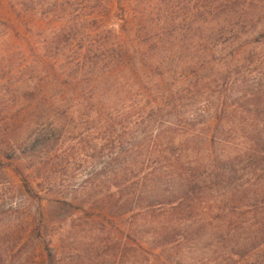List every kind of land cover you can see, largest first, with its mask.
<instances>
[{
    "label": "trees",
    "instance_id": "trees-1",
    "mask_svg": "<svg viewBox=\"0 0 264 264\" xmlns=\"http://www.w3.org/2000/svg\"><path fill=\"white\" fill-rule=\"evenodd\" d=\"M1 2L24 80L0 164L40 230L85 222L129 264H264V0Z\"/></svg>",
    "mask_w": 264,
    "mask_h": 264
},
{
    "label": "rangeland",
    "instance_id": "rangeland-1",
    "mask_svg": "<svg viewBox=\"0 0 264 264\" xmlns=\"http://www.w3.org/2000/svg\"><path fill=\"white\" fill-rule=\"evenodd\" d=\"M4 6L0 0V18L7 19L9 14L1 10ZM2 32L0 29V142H9L10 138L18 139L22 133V121L11 111V95L24 80L16 69L23 60L14 57L11 38ZM4 105L10 108L7 113L3 111ZM20 182L13 172L0 164V264H48L44 241L57 248L56 264H129L127 258L117 259L115 250L92 253L87 247L92 237L85 222L53 218L48 231L40 230L41 223L36 216L38 205L26 196Z\"/></svg>",
    "mask_w": 264,
    "mask_h": 264
}]
</instances>
